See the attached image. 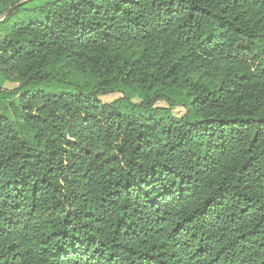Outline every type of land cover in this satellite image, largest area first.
I'll list each match as a JSON object with an SVG mask.
<instances>
[{"label":"trees","instance_id":"trees-1","mask_svg":"<svg viewBox=\"0 0 264 264\" xmlns=\"http://www.w3.org/2000/svg\"><path fill=\"white\" fill-rule=\"evenodd\" d=\"M34 10L0 27V264H264V0Z\"/></svg>","mask_w":264,"mask_h":264},{"label":"rangeland","instance_id":"rangeland-1","mask_svg":"<svg viewBox=\"0 0 264 264\" xmlns=\"http://www.w3.org/2000/svg\"><path fill=\"white\" fill-rule=\"evenodd\" d=\"M23 1H27V0H22ZM45 1L47 0H30L27 1L23 7L18 8L16 11L11 12L12 15L4 22L0 25L1 28H4V26H9L11 24H13L15 21H17L20 18H24L26 21H31V20H37L40 19L42 17L40 12H36L34 9L37 6L42 5ZM29 2V3H28ZM10 13H7V11L5 13H3L2 15H0V20H2L4 17H6L7 15H9ZM1 34V33H0ZM0 84L6 88V89H13L15 88L17 85L10 83V82H5L2 81L0 79ZM123 97V94L121 93H114V94H108V95H102L100 98L102 101L104 102H113L119 98ZM134 102H139L138 98H133ZM12 99L10 98H5L3 95H0V112L2 113H6L7 115H9L12 119H14L16 122H20V120L15 116V114L13 113V110L11 108H9L8 106L11 104ZM157 107H168V105L165 102H158L156 104ZM6 107L9 109H4ZM173 113L177 116H182L185 114V109L182 107H175L173 109Z\"/></svg>","mask_w":264,"mask_h":264},{"label":"water","instance_id":"water-1","mask_svg":"<svg viewBox=\"0 0 264 264\" xmlns=\"http://www.w3.org/2000/svg\"><path fill=\"white\" fill-rule=\"evenodd\" d=\"M27 1H30V0H27ZM27 1H23V2H20V3L16 4V5H14L13 7H11V8L7 11V13H11V12L15 11L17 8H19L20 6H22V5H23L25 2H27Z\"/></svg>","mask_w":264,"mask_h":264}]
</instances>
